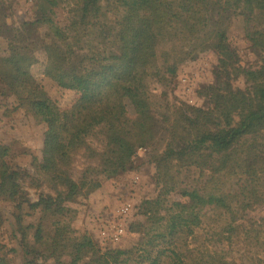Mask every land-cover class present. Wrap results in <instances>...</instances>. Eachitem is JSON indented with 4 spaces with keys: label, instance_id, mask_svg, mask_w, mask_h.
Returning a JSON list of instances; mask_svg holds the SVG:
<instances>
[{
    "label": "trees",
    "instance_id": "obj_1",
    "mask_svg": "<svg viewBox=\"0 0 264 264\" xmlns=\"http://www.w3.org/2000/svg\"><path fill=\"white\" fill-rule=\"evenodd\" d=\"M64 4L71 22L60 27L51 13ZM31 12L18 27L0 24V116L22 109L44 128L32 173L0 151V233L15 226L12 246L0 240V264H264V217L248 218L264 206V0H36ZM39 28L50 37L40 47L42 75L77 95L68 108L32 73L29 39ZM237 37L258 52L256 66L242 65ZM206 51L217 64L213 83L198 91L205 103L168 105L179 68ZM153 84L166 90L160 104ZM239 95L247 103L228 112L223 99ZM150 148L160 189L128 227L142 243L102 249L78 236L65 200L138 170L137 151ZM78 156L85 165L76 177ZM210 213L225 218L221 227L205 226ZM250 232L260 234L257 250L246 245ZM17 245L28 261L17 259Z\"/></svg>",
    "mask_w": 264,
    "mask_h": 264
},
{
    "label": "rangeland",
    "instance_id": "obj_2",
    "mask_svg": "<svg viewBox=\"0 0 264 264\" xmlns=\"http://www.w3.org/2000/svg\"><path fill=\"white\" fill-rule=\"evenodd\" d=\"M36 0H0V24L1 20H5L8 26L18 27L22 22L29 21L32 18L31 8ZM5 10V11H3ZM110 15V14H109ZM51 18L60 27H67L71 22L70 7L67 4L60 5L51 13ZM217 18L215 14L214 19ZM221 21H226V16H221ZM50 37L45 28H39L29 39V46L34 51L36 63L33 65L32 73L41 82L50 98L58 103L62 108H68L77 95L71 91L60 89L42 75L44 69V61L40 56V47L48 43ZM240 47V56L242 65L256 66L258 62V52H253L250 48H246L242 44L241 38L237 37L233 40ZM0 44L2 41L0 39ZM216 59L210 51L204 52L195 62L183 65L179 68L177 77L171 89H167L166 103L170 106L193 107L203 105L198 95V91L206 88L213 83V71L216 69ZM235 87L244 90L246 85L244 80L240 78ZM166 90L158 84L151 86L152 99L155 103L160 104L161 94ZM247 103V95L225 97L222 101L224 108L228 112H234L239 107ZM171 108V107H170ZM127 118H134L135 115L130 106L126 108ZM44 128L37 125L24 110L20 109L11 117L3 118L0 116V151L3 153L5 160L11 167H23L32 173L30 164L33 160L40 158V151L43 143ZM154 140L153 146L157 147L160 152L164 149V143ZM157 143V144H156ZM264 153V146L262 149ZM150 149H139L137 157L144 159L145 163L136 171L113 178L104 179L102 187L90 196H79L76 198H67L65 205L76 211V218L68 226L74 228L78 236H90L102 248L125 249L142 243L140 234L128 232L131 222L137 219V212L140 203L149 198L155 197L160 186L155 181V167L148 162ZM85 162L81 157H77L72 169L74 176H78ZM30 192V199L35 201L33 191ZM172 201H179L176 195L172 196ZM2 213L6 215L9 208L2 207ZM124 209L125 212H123ZM264 217V206L252 213L248 214V218ZM225 218L208 214L205 226L209 229L221 227ZM35 219L26 217L25 222L31 223ZM121 226L124 235L118 244H112L105 240L101 233L106 228ZM15 230V226H5L0 240L12 246L9 232ZM7 233V234H5ZM250 236L246 239V245L253 250H257L259 246L260 234L250 232ZM16 240V239H15ZM18 247L17 259L21 262L28 261L23 251ZM43 264V263H42ZM44 264H52L45 262Z\"/></svg>",
    "mask_w": 264,
    "mask_h": 264
},
{
    "label": "built area",
    "instance_id": "obj_3",
    "mask_svg": "<svg viewBox=\"0 0 264 264\" xmlns=\"http://www.w3.org/2000/svg\"><path fill=\"white\" fill-rule=\"evenodd\" d=\"M125 210L127 209H124L123 212H125ZM101 235L105 240L115 245L120 242V239L124 235V230L121 226L109 227L102 231Z\"/></svg>",
    "mask_w": 264,
    "mask_h": 264
}]
</instances>
